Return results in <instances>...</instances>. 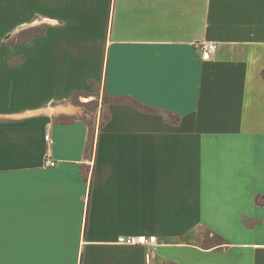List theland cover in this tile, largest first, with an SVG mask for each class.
Listing matches in <instances>:
<instances>
[{
  "label": "crops",
  "instance_id": "obj_1",
  "mask_svg": "<svg viewBox=\"0 0 264 264\" xmlns=\"http://www.w3.org/2000/svg\"><path fill=\"white\" fill-rule=\"evenodd\" d=\"M0 264H264V0H0Z\"/></svg>",
  "mask_w": 264,
  "mask_h": 264
},
{
  "label": "built area",
  "instance_id": "obj_2",
  "mask_svg": "<svg viewBox=\"0 0 264 264\" xmlns=\"http://www.w3.org/2000/svg\"><path fill=\"white\" fill-rule=\"evenodd\" d=\"M196 47L201 51L203 58L206 60L213 58L218 50V44L215 42H201ZM46 141L50 145L54 143L49 136H46ZM46 165L54 167L56 163L47 161ZM117 243L125 246H144L151 250L156 246L157 238L156 236H121Z\"/></svg>",
  "mask_w": 264,
  "mask_h": 264
},
{
  "label": "rangeland",
  "instance_id": "obj_3",
  "mask_svg": "<svg viewBox=\"0 0 264 264\" xmlns=\"http://www.w3.org/2000/svg\"><path fill=\"white\" fill-rule=\"evenodd\" d=\"M72 105L75 107L74 116L76 117L70 119V121L75 120L76 118L87 119L90 121L95 118L97 111L102 108V105V118L105 119L108 115V111L105 108L108 103H106V97L104 95H95L93 98L75 96L72 99Z\"/></svg>",
  "mask_w": 264,
  "mask_h": 264
},
{
  "label": "trees",
  "instance_id": "obj_4",
  "mask_svg": "<svg viewBox=\"0 0 264 264\" xmlns=\"http://www.w3.org/2000/svg\"><path fill=\"white\" fill-rule=\"evenodd\" d=\"M44 32H45L44 30H40V29L39 30H30L28 32L23 33L18 41L20 43H25L33 37H38V36L43 35ZM104 96L106 97V103H108V104L117 103V102H120L122 100L120 98L111 97L107 93H105ZM127 103L134 105L136 108H138L142 111H146V112L154 111L152 108L147 107L144 104H142L136 100H133V99H127Z\"/></svg>",
  "mask_w": 264,
  "mask_h": 264
},
{
  "label": "bare ground",
  "instance_id": "obj_5",
  "mask_svg": "<svg viewBox=\"0 0 264 264\" xmlns=\"http://www.w3.org/2000/svg\"><path fill=\"white\" fill-rule=\"evenodd\" d=\"M60 109H62V110H68V111H70V110H71V108H70V107H66V108L59 107V108H57V109H54V111H55V110H60Z\"/></svg>",
  "mask_w": 264,
  "mask_h": 264
}]
</instances>
